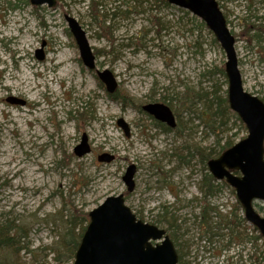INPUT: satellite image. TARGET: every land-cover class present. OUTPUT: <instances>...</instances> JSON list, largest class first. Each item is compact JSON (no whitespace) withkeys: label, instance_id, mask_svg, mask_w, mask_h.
I'll use <instances>...</instances> for the list:
<instances>
[{"label":"rangeland","instance_id":"1","mask_svg":"<svg viewBox=\"0 0 264 264\" xmlns=\"http://www.w3.org/2000/svg\"><path fill=\"white\" fill-rule=\"evenodd\" d=\"M56 1L0 0V229L14 227L12 243L0 235V264H73L63 244L68 230L82 231L84 213L119 193L138 219L167 231L178 264H252L251 250L223 225L235 216L249 227L235 192L207 166L247 135L224 109L226 57L213 33L164 0ZM217 2L235 38L243 88L264 102V34L246 31L264 23V0ZM64 14L85 30L96 67L113 72L123 99L110 98L82 64ZM10 95L25 104L6 101ZM149 103L169 106L177 126L165 131L142 109ZM83 133L91 150L77 157ZM102 153L114 159L99 161ZM131 164L128 191L122 177ZM253 205L264 215L263 201ZM259 256L264 264V243Z\"/></svg>","mask_w":264,"mask_h":264},{"label":"water","instance_id":"2","mask_svg":"<svg viewBox=\"0 0 264 264\" xmlns=\"http://www.w3.org/2000/svg\"><path fill=\"white\" fill-rule=\"evenodd\" d=\"M176 7L188 10L200 18L219 42L226 57L224 72L227 78V101L247 130L242 138L225 149L217 158L207 162L210 174L216 180H225L236 194L245 220L255 226L264 239V215L253 207L254 200L264 203V102L257 95L246 91L238 69L234 47L235 38L227 26L217 0H165ZM33 6L46 4L54 7L56 0H29ZM71 35L78 47L82 64L95 70L108 93L118 87L113 72L108 68L96 67L95 55L85 30L71 15L64 14ZM44 43L42 44V47ZM39 60L44 58L42 48L36 50ZM10 103L24 104L22 99L7 98ZM143 110L170 128L176 126L175 116L163 103H149ZM117 124L128 135L127 124L119 119ZM91 150L88 137L81 135L73 148L77 157ZM99 161L110 162L112 154L102 153ZM135 165H129L122 177L128 191L134 189ZM87 224L74 254L73 264H177L178 253L165 229L138 219L125 204L123 193L107 196L88 212Z\"/></svg>","mask_w":264,"mask_h":264},{"label":"trees","instance_id":"3","mask_svg":"<svg viewBox=\"0 0 264 264\" xmlns=\"http://www.w3.org/2000/svg\"><path fill=\"white\" fill-rule=\"evenodd\" d=\"M100 3H97L96 5H95V7L96 6H98ZM118 12H120V11H117V12H115V13H112L113 15H119V13ZM127 11H124V13H126ZM103 16H106V15H103ZM93 18H94V20H96V18H97V16L96 15H93ZM251 30H253V37H260V36H262L263 34H264V23H258V24H253L251 27H246V31L247 32H249V31H251ZM262 39H264V36L263 37H261ZM222 72H223V70H221ZM119 93L118 92H116L115 93V95H110V98H112V99H117V98H119V99H123V98H121L120 97V95H118ZM223 104H224V109H226V110H228L229 112H230V109H229V107H228V103H227V97H224V99H223ZM233 116H234V118H236V120L237 121H239L240 122V120L238 119V117L237 116H235L234 114H232ZM240 126L244 129L245 127H244V125L240 122ZM163 127V129L165 130V131H169L170 129L169 128H167V127H164V126H162ZM227 146H230V144H228ZM212 187H213V185L211 184V183H208L207 184V192L209 193V194H211L213 191H212ZM237 205V207L239 208V205L238 204H236ZM203 214L204 213H202V216H203ZM234 217V221H235V216H233ZM78 218H73V220H72V224H75V222H76V220H77ZM83 219L86 221V224H88V221H89V218H88V214L87 213H84V216H83ZM232 218L230 219V220H228L227 222H224L223 223V225L225 226V228L227 227V228H229L230 229V233L232 234L233 233V227H232ZM242 220H244V218L242 219ZM238 223H242L241 222V219L240 220H238L237 221ZM14 227H12V226H10L8 223H6L5 224V226H4V228H1L0 229V235L3 237L2 238V240H1V242H5V243H12L13 242V238L9 235V232L13 229ZM83 228V227H82ZM85 228H86V226L82 229V231H80L79 233H76V234H74L73 233V229L72 228H70L68 231V233H67V239L66 240H64L63 241V244H64V246L67 248V250H69L70 252H71V254H74V251L76 250V248H77V246H78V244H79V242H80V239H81V236H82V234H83V232H84V230H85ZM246 228L248 229L249 227H247L246 226ZM81 230V229H80ZM248 234V233H247ZM260 237V236H259ZM71 244L73 245L72 247H71Z\"/></svg>","mask_w":264,"mask_h":264},{"label":"flooded vegetation","instance_id":"4","mask_svg":"<svg viewBox=\"0 0 264 264\" xmlns=\"http://www.w3.org/2000/svg\"><path fill=\"white\" fill-rule=\"evenodd\" d=\"M42 52H43V49H42ZM95 62H96V57H95ZM116 92H117V89L115 90V92L113 94L115 95ZM10 96H12V95H10ZM10 96L6 97V101H8L7 98ZM13 97H15V96H13ZM15 98L19 99L17 97H15ZM24 104H25V101H24ZM232 227H233V233H232L233 241L236 243V245H240L245 253H246V251L251 250L250 260L253 262L252 264H259L260 260H261V257L259 256V249H260V245L263 244L262 238L259 237V235L257 234V232L254 230L253 227L250 228V234L248 235L246 226L243 223H238L237 221H233ZM246 254H248V253H246Z\"/></svg>","mask_w":264,"mask_h":264},{"label":"bare ground","instance_id":"5","mask_svg":"<svg viewBox=\"0 0 264 264\" xmlns=\"http://www.w3.org/2000/svg\"><path fill=\"white\" fill-rule=\"evenodd\" d=\"M29 84H30V83H25V85H24V87H26L27 90L30 89ZM5 170H6V169H5Z\"/></svg>","mask_w":264,"mask_h":264}]
</instances>
